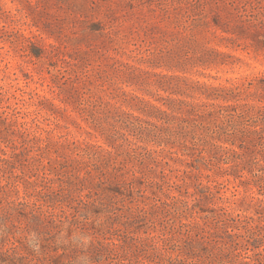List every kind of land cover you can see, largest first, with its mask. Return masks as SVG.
Masks as SVG:
<instances>
[{
    "label": "rangeland",
    "instance_id": "1",
    "mask_svg": "<svg viewBox=\"0 0 264 264\" xmlns=\"http://www.w3.org/2000/svg\"><path fill=\"white\" fill-rule=\"evenodd\" d=\"M0 264H264V0H0Z\"/></svg>",
    "mask_w": 264,
    "mask_h": 264
}]
</instances>
